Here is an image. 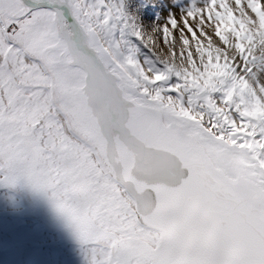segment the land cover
Segmentation results:
<instances>
[{
  "label": "snow or ice",
  "instance_id": "snow-or-ice-1",
  "mask_svg": "<svg viewBox=\"0 0 264 264\" xmlns=\"http://www.w3.org/2000/svg\"><path fill=\"white\" fill-rule=\"evenodd\" d=\"M158 31L124 0H0V178L86 264H264V0L192 7L166 54Z\"/></svg>",
  "mask_w": 264,
  "mask_h": 264
},
{
  "label": "rangeland",
  "instance_id": "rangeland-1",
  "mask_svg": "<svg viewBox=\"0 0 264 264\" xmlns=\"http://www.w3.org/2000/svg\"><path fill=\"white\" fill-rule=\"evenodd\" d=\"M233 0H230L232 3ZM207 0H124L125 12L146 32L154 34L158 51L168 52L163 27ZM176 37L179 55L178 33ZM138 56L162 68L157 57L136 37ZM172 40L170 38V44ZM0 264H86L85 248L73 227L54 206L47 193L20 179L14 186L0 178Z\"/></svg>",
  "mask_w": 264,
  "mask_h": 264
}]
</instances>
